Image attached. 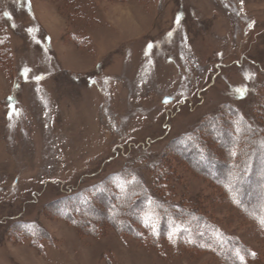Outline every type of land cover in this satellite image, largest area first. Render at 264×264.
<instances>
[{"label":"rangeland","instance_id":"obj_1","mask_svg":"<svg viewBox=\"0 0 264 264\" xmlns=\"http://www.w3.org/2000/svg\"><path fill=\"white\" fill-rule=\"evenodd\" d=\"M255 157L264 0H0V264H264Z\"/></svg>","mask_w":264,"mask_h":264},{"label":"trees","instance_id":"obj_2","mask_svg":"<svg viewBox=\"0 0 264 264\" xmlns=\"http://www.w3.org/2000/svg\"><path fill=\"white\" fill-rule=\"evenodd\" d=\"M203 154L205 155L203 151L202 153L199 152L197 154L198 156L197 158L199 157L206 158L207 156L206 155L204 156ZM206 160H207L206 163L205 161H202V163L205 164L212 171V175L215 179H217V177L218 179H220L221 173L218 171L215 162L212 160H209L208 157ZM247 164H248L250 173L242 177V180L240 181V183L238 184L235 190L227 188L228 196L231 200L235 201L236 207L238 206L237 208L240 212H243L245 214L246 211L250 212V210H253V212L255 213V216L259 220H261V218L264 217V190L261 191L260 189H256V188L259 187V183L261 182V180H263V178L256 177L254 175V172L257 170L259 165L264 166V159H261V162H259L257 158L255 157L253 158L251 165H250V162H248ZM223 194L227 198V193L224 188H223ZM248 203L250 206H248ZM194 219L197 221V223L202 224V226L204 227L203 231H207V229L209 228V224H208L209 222L207 220H205L204 218H200V217L199 219L197 218H194ZM222 253H224V250H221L220 255ZM223 256L224 255H222L220 258L223 259L224 258Z\"/></svg>","mask_w":264,"mask_h":264},{"label":"snow or ice","instance_id":"obj_3","mask_svg":"<svg viewBox=\"0 0 264 264\" xmlns=\"http://www.w3.org/2000/svg\"><path fill=\"white\" fill-rule=\"evenodd\" d=\"M4 15L7 16L8 14L5 13ZM149 47H151V45H149ZM27 71H28V69L25 70V74L27 73ZM260 223H261L262 226H264V217L261 218ZM236 255H237V257H238L241 261H243V257H241V256L239 255V253H236Z\"/></svg>","mask_w":264,"mask_h":264},{"label":"water","instance_id":"obj_4","mask_svg":"<svg viewBox=\"0 0 264 264\" xmlns=\"http://www.w3.org/2000/svg\"><path fill=\"white\" fill-rule=\"evenodd\" d=\"M171 101V98H165L164 100H163V103H167V102H170Z\"/></svg>","mask_w":264,"mask_h":264}]
</instances>
